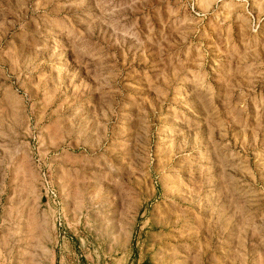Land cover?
<instances>
[{"label": "rangeland", "instance_id": "1", "mask_svg": "<svg viewBox=\"0 0 264 264\" xmlns=\"http://www.w3.org/2000/svg\"><path fill=\"white\" fill-rule=\"evenodd\" d=\"M0 264H264V0H0Z\"/></svg>", "mask_w": 264, "mask_h": 264}]
</instances>
